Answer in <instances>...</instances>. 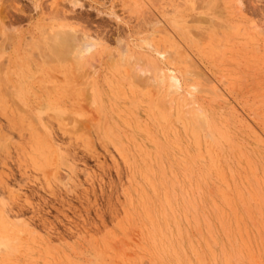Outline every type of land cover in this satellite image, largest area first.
<instances>
[{
  "label": "rangeland",
  "instance_id": "1",
  "mask_svg": "<svg viewBox=\"0 0 264 264\" xmlns=\"http://www.w3.org/2000/svg\"><path fill=\"white\" fill-rule=\"evenodd\" d=\"M225 258L264 264V0H0V264Z\"/></svg>",
  "mask_w": 264,
  "mask_h": 264
},
{
  "label": "bare ground",
  "instance_id": "2",
  "mask_svg": "<svg viewBox=\"0 0 264 264\" xmlns=\"http://www.w3.org/2000/svg\"><path fill=\"white\" fill-rule=\"evenodd\" d=\"M48 43H49V41H48ZM66 49H67V47H66ZM92 52H93V55L96 53V56L97 57L99 56L97 54L98 53V51H97V43L93 42V41H88V40L82 41L80 43V45L78 46L77 50H76L75 57L79 61H84L85 62V59L87 60L89 58V56L92 54ZM143 72H145V71L141 70V73H143ZM219 261H220V263H223V264H229V262H230L228 258H225V259L219 260ZM217 262H215V263L217 264ZM205 264H207V263H205Z\"/></svg>",
  "mask_w": 264,
  "mask_h": 264
}]
</instances>
